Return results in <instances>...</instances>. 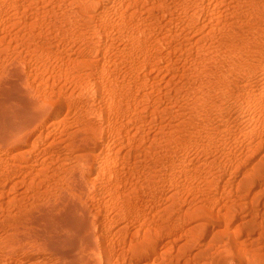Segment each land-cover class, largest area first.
Masks as SVG:
<instances>
[{
	"label": "rangeland",
	"instance_id": "374dc122",
	"mask_svg": "<svg viewBox=\"0 0 264 264\" xmlns=\"http://www.w3.org/2000/svg\"><path fill=\"white\" fill-rule=\"evenodd\" d=\"M252 4L0 0V235L8 215L44 207L19 229L41 250L24 238L20 264H82L87 251L96 263L180 264L179 249L194 258L231 244L242 256L231 264H264V96L253 95L264 41ZM36 85L61 102L50 121L18 123L40 101ZM72 172L81 184L59 199ZM180 224L187 238L142 244L148 229Z\"/></svg>",
	"mask_w": 264,
	"mask_h": 264
},
{
	"label": "bare ground",
	"instance_id": "6f19581e",
	"mask_svg": "<svg viewBox=\"0 0 264 264\" xmlns=\"http://www.w3.org/2000/svg\"><path fill=\"white\" fill-rule=\"evenodd\" d=\"M248 1L254 2V4H252V13H253L254 17L257 19V23H259L257 25V27L256 26L254 27V29L259 34V40L264 41V0H248ZM161 59H162V57L155 56L153 54L152 55L147 54V53L143 54V57H141V61H143V62L151 61L154 63H158L157 61H160ZM95 65H97V64H95ZM261 80L263 82L262 84H264V75L262 76ZM12 81H14V83H15V80H12ZM34 87H36V89H34V90H36L35 92H38V94H40V99H39L40 101L35 102L37 110L33 111L36 108L35 107L30 112L29 108L31 107V109H32V106L33 107L35 106V105H33V103L31 104L32 106L29 105V107H28V105H27L26 109L23 107L24 108V112H23L24 116L22 115L21 118L17 119L18 123H21V124H23V123L42 124L44 121H47V120L50 121L49 113L52 110L56 109L57 108L56 106L58 105V103L61 102V99L59 97V91H58L59 89H54V88L48 89L45 86L40 87L39 85H36ZM253 95L264 96V85H262L258 89H255L253 92ZM32 99H33V96H32ZM35 100H37V99H35ZM261 100L262 101L260 103L262 105H264V98H261ZM46 101H47L48 105L46 104ZM49 101L51 103H52V101H54L56 103V105H50L51 103L49 104ZM28 103H29V101L27 102V104ZM23 108H22V110H23ZM18 116H20V115H18ZM23 117H27V118L22 119ZM55 117H56V115H54L52 118H55ZM53 120L54 119H51V121H53ZM52 123L53 122H51L49 124H52ZM21 126H23V125H21ZM14 136H16V135H14ZM19 137H21V136L19 135ZM3 138H5V137H3ZM11 139L12 140H10V141L14 140V138H12V137H11ZM7 140H8V138H7ZM10 144H11V142H10ZM3 148L4 149L7 148V143L5 141H3L2 137H1V139H0V150H2ZM90 167H92L91 164L87 165V169H89ZM93 167H95V166H93ZM78 176H79L78 174L72 172V173H69L68 176H66L64 178V179H67L66 181H68L67 182L68 185L66 184V187H68V188L65 189L66 187L63 188L62 185L58 186V188L56 190H57V193H59L57 195V196H59L58 197L59 199L63 198L62 196H63V193H65V191H69L70 189L73 190L74 187L77 186V184L78 185L81 184V179H78ZM45 208H47V207H45ZM34 209L35 208H31L28 210L29 212H26V213L17 212L15 214L8 215L6 218L7 224L9 226H8V229L5 231L4 235L3 234L0 235V254L2 256H4L6 258V260L9 261L10 264H18V262L20 264L22 257H24L26 250H28V249H25V247H24V244L28 238L27 234H26V237H24V238H26V241L24 242V244L21 243L20 241L22 240V238L20 240V237H21L20 235H23V234L19 232V229L21 230V227L24 224L26 225L27 220L29 219L30 216L33 215L32 217L34 218L35 217L34 213H36L39 210V212H38V214H39V213H41L40 211H42L38 208L35 210ZM42 212H44V211H42ZM183 215H185V216L191 215V211L190 212L186 211L185 214H183ZM30 220L32 221L31 217H30ZM28 222H29V220H28ZM29 223L32 225L33 221L29 222ZM179 223H182V222H179ZM25 227L27 228L28 226L26 225ZM23 229H24V227H23ZM29 229H30V227H29ZM27 230L24 232V235L27 232ZM30 230H33V226H32V229H30ZM153 231L154 230H151V229L147 230V232L145 233V236L143 238L142 244L157 245V243L162 242L164 237H166L167 235H173L174 236L178 233H181L182 236H186V238H187L188 234L190 232V230H188V228H186L185 224L177 225L174 232L169 230V229H165L162 226L161 227H155L156 232L154 234H153ZM21 232H22V230H21ZM28 232H29V230H28ZM30 232L32 233V231H30ZM30 232L28 233V236H29V234H31ZM33 232H35V231H33ZM34 234H32L31 236H33ZM24 238H23V240H24ZM29 238L31 241H33L31 239V237H29ZM38 239H39V237H38ZM23 240H22V242H23ZM19 242L21 245L19 244ZM27 242L29 243L30 241L28 240ZM27 242H26V244H28ZM38 242H36V244ZM41 242L42 241H40V243ZM47 242L48 241H46L45 243H47ZM186 243L187 244L191 243V239L186 240ZM186 243H185V245H186ZM30 244H33V243L30 242ZM34 244L30 245L32 247V248L31 247L30 248L37 250L39 247H37L38 245L35 246ZM48 244L50 246V242ZM39 245H42V243ZM46 246H47V244H46ZM26 247L28 248V245H26ZM39 249L37 251H41ZM43 249H45V248H42V250ZM237 249H238V246L236 244H231V245H229L228 248H224L223 250L218 249L214 255L209 256L210 254L201 251V252L197 253L196 256H194V258H192V257L184 258V253H185L184 250L179 249L178 254L176 256V260L179 261V258H183V261H181L180 264H209V262L207 263V261H205V260L209 259V257H210L212 263L231 264L233 261H235L239 258H242V256H239L240 253L237 252ZM226 250H228L229 252H226ZM32 251H34V250H32ZM95 256L96 255H95L94 251L93 252L87 251V252H83L79 256V258L82 260V264H110V260L108 258L104 262L99 261L98 263H96L95 262ZM251 256L254 258V260H255V258L259 259V257L253 256V255H251ZM69 264H72V263H69Z\"/></svg>",
	"mask_w": 264,
	"mask_h": 264
}]
</instances>
